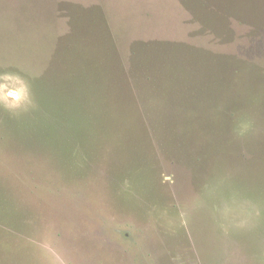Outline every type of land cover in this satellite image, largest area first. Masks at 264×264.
<instances>
[{"label":"rangeland","instance_id":"obj_1","mask_svg":"<svg viewBox=\"0 0 264 264\" xmlns=\"http://www.w3.org/2000/svg\"><path fill=\"white\" fill-rule=\"evenodd\" d=\"M17 80L0 264H46L49 230L66 264H264V0H0ZM233 199L261 214L225 235Z\"/></svg>","mask_w":264,"mask_h":264},{"label":"clouds","instance_id":"obj_2","mask_svg":"<svg viewBox=\"0 0 264 264\" xmlns=\"http://www.w3.org/2000/svg\"><path fill=\"white\" fill-rule=\"evenodd\" d=\"M4 80L13 79L8 75L2 77ZM15 95L9 101L7 90L0 93V104L12 113L27 110L32 106L31 94L28 87L17 80ZM2 87V86H0ZM195 203L198 206L202 205V201L196 198ZM213 214L218 218V223L224 234L227 235L230 230H251L254 227L253 219L261 214V209L251 201H223L220 207L213 208ZM185 212H180L181 222H185ZM32 243L38 249L40 256L46 261V264H66V260L59 249L55 237L51 230L42 234L38 240H33Z\"/></svg>","mask_w":264,"mask_h":264}]
</instances>
